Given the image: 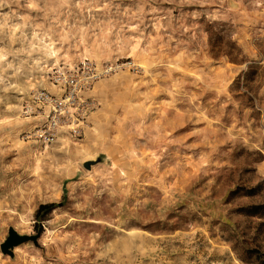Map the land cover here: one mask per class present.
Returning <instances> with one entry per match:
<instances>
[{"label": "rangeland", "instance_id": "374dc122", "mask_svg": "<svg viewBox=\"0 0 264 264\" xmlns=\"http://www.w3.org/2000/svg\"><path fill=\"white\" fill-rule=\"evenodd\" d=\"M85 59L112 71L82 137L24 141L43 121L24 115L32 91L59 95L56 71ZM249 205H264V0H0V264H259ZM10 228L39 238L4 255Z\"/></svg>", "mask_w": 264, "mask_h": 264}, {"label": "built area", "instance_id": "2783aa9c", "mask_svg": "<svg viewBox=\"0 0 264 264\" xmlns=\"http://www.w3.org/2000/svg\"><path fill=\"white\" fill-rule=\"evenodd\" d=\"M111 71L112 67L102 68L87 59L76 67L56 71L53 84L60 94L46 89L32 91L24 115L41 117L43 121L25 132L23 140L47 147L63 135L71 139L82 137L88 117L97 108L89 94Z\"/></svg>", "mask_w": 264, "mask_h": 264}, {"label": "trees", "instance_id": "16d2710c", "mask_svg": "<svg viewBox=\"0 0 264 264\" xmlns=\"http://www.w3.org/2000/svg\"><path fill=\"white\" fill-rule=\"evenodd\" d=\"M232 52L226 54V56H228L232 61L234 62H239L238 61V53L240 52V49L238 47H235L234 45H232ZM234 52H238V53H234ZM250 72H247L244 74V82L245 85L246 83H248L249 81H251V78H249ZM244 85V86H245ZM237 87L239 88V83L237 84ZM260 191L259 186L254 187L252 189H244V188H238L237 190H235V193H242L245 194L246 196H255L256 194H258ZM66 197L64 196V199ZM64 203V200L62 202L59 203H46V204H41L38 209L36 210L35 213V220L37 223L42 224L44 221H46L47 216L49 214H51L55 209H57L58 207H61ZM244 215L248 216V217H262L264 216V205H249L247 207L241 208L240 209ZM40 232H42V227L40 228ZM247 255H249L254 262H257L259 264H264V259H263V255L261 253H259L256 250H247Z\"/></svg>", "mask_w": 264, "mask_h": 264}, {"label": "water", "instance_id": "95a60500", "mask_svg": "<svg viewBox=\"0 0 264 264\" xmlns=\"http://www.w3.org/2000/svg\"><path fill=\"white\" fill-rule=\"evenodd\" d=\"M39 238L37 236H27V235H19L13 228L9 229V237L7 240L1 245V251L4 255L13 256V249L23 243L28 241L36 242Z\"/></svg>", "mask_w": 264, "mask_h": 264}, {"label": "crops", "instance_id": "0c3cea01", "mask_svg": "<svg viewBox=\"0 0 264 264\" xmlns=\"http://www.w3.org/2000/svg\"><path fill=\"white\" fill-rule=\"evenodd\" d=\"M52 90V89H51Z\"/></svg>", "mask_w": 264, "mask_h": 264}]
</instances>
